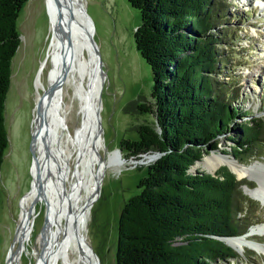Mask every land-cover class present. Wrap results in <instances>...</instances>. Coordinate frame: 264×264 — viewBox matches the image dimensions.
<instances>
[{"label":"trees","instance_id":"obj_1","mask_svg":"<svg viewBox=\"0 0 264 264\" xmlns=\"http://www.w3.org/2000/svg\"><path fill=\"white\" fill-rule=\"evenodd\" d=\"M126 1L140 14L134 43L153 76V103L137 108L154 113L157 126H138V139L122 140L120 147L134 158L164 154L147 166L139 193L122 207L115 264L238 261L239 254L219 238L240 236L256 223V203L241 194L246 181L227 167L214 175L190 172L203 147L216 150L215 138L224 137L233 119L250 115L228 101L234 95L229 80L217 81L218 69L226 66L219 23L227 0ZM26 2L0 0V170L8 145L4 109L11 63L20 45L17 19ZM237 130L250 147L242 159L232 155L243 163L264 142V121L247 119Z\"/></svg>","mask_w":264,"mask_h":264},{"label":"rangeland","instance_id":"obj_2","mask_svg":"<svg viewBox=\"0 0 264 264\" xmlns=\"http://www.w3.org/2000/svg\"><path fill=\"white\" fill-rule=\"evenodd\" d=\"M84 1L93 22L94 40L105 73L99 111L103 141L100 151L102 156L118 151L124 160L118 169L108 167L101 177L99 195L89 211L86 240L100 264H115L120 212L124 203L139 193L137 183L153 162L140 163L139 158L121 149L120 143L122 140H137L136 129L142 124L157 126L154 113L140 112L137 108L140 104L153 103L150 96L153 76L134 43V32L141 23L139 12L126 0ZM226 3L227 10L222 13L223 20L219 23V35L225 33L226 37L221 45L226 66L218 69L221 74L217 81L224 83L229 80V88L234 95L228 101L240 113L249 112L250 115L233 119L224 137L215 138L216 150L203 147L200 161L212 154L234 155L242 159L245 148L250 147L243 145L238 126L247 119L260 118L264 121V6L261 7L263 9L255 8L252 0H227ZM17 29L20 45L12 59L11 82L4 109L8 145L0 170V264H6L20 217V203L31 190L33 182L31 167L35 154L32 145L35 106L38 92L43 93L35 80L41 63L46 59L51 35L45 0H27L19 13ZM41 78L47 88V68ZM65 91L64 101L73 106L67 115L66 126L73 135L80 125L81 117L77 113L79 105L72 97L71 88ZM252 149L253 157L243 162L257 166L252 175L244 179L247 183L245 187L249 189L258 187L259 181L264 184V142ZM75 163L76 155L73 153L68 158V164L72 168ZM193 166L190 172L194 174L197 170L207 171L199 163ZM241 194L256 203L254 218L264 222V207L249 197L243 187ZM46 206V201L41 199L33 207L31 240L20 264H36L35 253L42 251ZM263 235L254 236V239L261 241ZM261 248V252L245 248L243 252H237L240 256L238 261L217 264H264V245Z\"/></svg>","mask_w":264,"mask_h":264},{"label":"bare ground","instance_id":"obj_3","mask_svg":"<svg viewBox=\"0 0 264 264\" xmlns=\"http://www.w3.org/2000/svg\"><path fill=\"white\" fill-rule=\"evenodd\" d=\"M59 1L74 9L80 3V0ZM81 1L85 4L84 0ZM45 2L50 16L51 35L46 59L41 63L35 80L36 86L41 88L43 93L38 92L35 106L32 189L21 200L20 217L6 264H20L22 254L28 251L27 245L31 240L34 221L31 217L32 210L37 200L41 199L47 204V224L41 239L42 251L35 253L36 264H97L94 252L86 240L90 207L99 195L97 188L104 171L108 167L118 169L124 160L118 151L102 156V137L93 126L94 112L99 106V90L104 87L105 73L102 75L96 70L91 49L73 35V31L69 45L65 44L63 48L64 63H61L59 40L66 32L67 13L64 8L57 10L52 4L53 0ZM46 68L47 83L50 87L48 92V87L41 81V75ZM60 77L61 84L53 91L52 87ZM67 88H71L73 99L78 101L77 113L82 119L73 135L66 126L67 115L73 108L64 101ZM73 153L76 155V163L71 168L68 158H71ZM153 158L154 156L147 154L139 162H148ZM198 163L213 173L221 166H228L240 180L249 178L257 167L255 164L239 163L227 154H212ZM245 186L242 187L249 197L264 207V184L259 181L258 187L252 189ZM263 234L264 223L252 227L241 236L227 238L225 242L236 252H243L245 248L261 252L262 246L253 241V237Z\"/></svg>","mask_w":264,"mask_h":264},{"label":"water","instance_id":"obj_4","mask_svg":"<svg viewBox=\"0 0 264 264\" xmlns=\"http://www.w3.org/2000/svg\"><path fill=\"white\" fill-rule=\"evenodd\" d=\"M45 3H46V11H47V14L49 16L48 5H47V2H45ZM52 4H54L53 6L56 7L57 10H59L60 8H64L66 13H67L66 32H64L61 35L60 40H59V42H60L59 56L61 59V63H64V61H63L64 60V49L63 48H64L65 44L69 45V41L71 38V31H73V35H76L78 38H80L82 40V42H84L91 49V51L93 53V57H94V63H95L96 70H98L100 72V74L103 75V68H102L103 64H102V61H101V58L99 55L98 46L94 40V26H93V22H92L90 16L88 15L86 5L83 4L81 0H80L78 7H76V9L67 5L66 3H61V1H59V0H53ZM49 20H50V16H49ZM50 24H51V22H50ZM93 65L94 64H92V66ZM63 74H64V69L62 71V75ZM62 75H61V77H62ZM61 77L57 80L54 87H52L53 91H55L59 88V86L61 84ZM49 88L50 87L47 88V90H46L47 92H48ZM101 90H102V88H100V90H99V96H98V105L99 106L97 107V109H95V112H94L95 113V124L93 125L97 128L98 134H101V131H102L101 125H100V115H99L100 103H101ZM80 124H81V121H80ZM32 145H33V140H32ZM33 154H34V151H33ZM146 154L147 153L141 154L138 157L139 158L138 160H141V158H143ZM148 154L154 156L153 162H155L164 153L156 151V152H152V153L149 152ZM199 161L200 160H198L196 163H198ZM34 162H35V159L33 157L32 167H33ZM32 167H31V175H32ZM193 167L194 166H192V169H194ZM226 167L228 168V166H226ZM190 171H193V170H190ZM206 173L214 175V173L210 172V171H206ZM238 180H240V179H238ZM31 189H32V186H31ZM97 192L99 193V187L97 188ZM46 224H47V222H46ZM227 238H230V237H220L219 239L223 240L225 242V239H227ZM231 238H234V237H231ZM225 244L228 245L226 242H225ZM93 254L95 256L97 264H100L99 259L96 256V254L95 253H93Z\"/></svg>","mask_w":264,"mask_h":264}]
</instances>
